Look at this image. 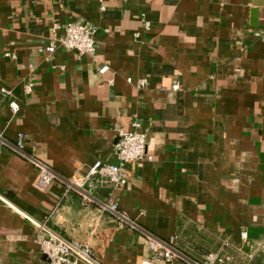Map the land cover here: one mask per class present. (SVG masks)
Segmentation results:
<instances>
[{
  "label": "crops",
  "instance_id": "crops-1",
  "mask_svg": "<svg viewBox=\"0 0 264 264\" xmlns=\"http://www.w3.org/2000/svg\"><path fill=\"white\" fill-rule=\"evenodd\" d=\"M69 22L97 27L95 60L43 51ZM1 89L0 264H49L25 216L87 243L102 264H167L143 233L191 261L227 240L230 253L250 248L243 264H264V0H0ZM134 121L151 160L130 164L121 190L83 203L59 179L36 186L27 156L63 180L82 176L115 163V129ZM108 198L136 228L118 229L99 204Z\"/></svg>",
  "mask_w": 264,
  "mask_h": 264
},
{
  "label": "built area",
  "instance_id": "built-area-1",
  "mask_svg": "<svg viewBox=\"0 0 264 264\" xmlns=\"http://www.w3.org/2000/svg\"><path fill=\"white\" fill-rule=\"evenodd\" d=\"M144 27L148 29L149 23L144 22ZM58 30L61 31V36L43 49L45 53L52 54L59 47L66 51L77 52L81 56H89L93 60L96 59L95 36L97 27L94 24L90 22L55 24L52 31L56 32ZM5 57H10V55L5 54ZM107 69V66L103 65L98 69V73L103 75ZM126 81L131 83L130 78ZM145 86V79L137 81V88L143 89ZM33 88L32 83L25 84L24 93H32ZM171 89L174 92H179L181 86L174 83ZM0 92L3 96L9 94L5 89H1ZM9 107L12 113L18 111V105L15 102H11ZM140 127V123L134 121L130 131L119 127L115 129L117 140L112 149L115 163L103 164L96 162L88 169L86 174L69 180L59 178L45 163L27 156L26 159L29 164L37 172L36 186L46 190L56 179H59L64 185L65 191L79 195L83 203L95 202L94 194L105 187L113 192L121 190L129 180L127 167L145 159L151 160V157L146 155V137L140 131ZM24 138L25 136L19 133L13 143L14 150L18 154H23ZM99 204L103 210L112 214L118 229H124L127 226L136 228V225L119 211L118 203L114 199L108 198ZM25 219L34 227L35 243L49 264H102L87 243L73 242L62 237L48 226V219L39 221L30 216H25ZM143 236L147 249L152 255L151 259H160L167 264L176 261L186 264H243L241 262L242 256L251 257L250 248L248 250L241 248L235 253L228 252L230 243L223 240L218 252L204 253L200 261H191L174 246L173 240L169 242L159 241L147 233H143ZM240 237L245 243L247 233L245 231L241 232ZM141 264H150V261L145 260Z\"/></svg>",
  "mask_w": 264,
  "mask_h": 264
}]
</instances>
